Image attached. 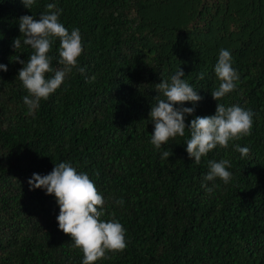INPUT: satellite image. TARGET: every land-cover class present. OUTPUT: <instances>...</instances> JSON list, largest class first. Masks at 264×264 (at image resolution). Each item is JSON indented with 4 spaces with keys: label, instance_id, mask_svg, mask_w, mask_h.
Here are the masks:
<instances>
[{
    "label": "trees",
    "instance_id": "trees-1",
    "mask_svg": "<svg viewBox=\"0 0 264 264\" xmlns=\"http://www.w3.org/2000/svg\"><path fill=\"white\" fill-rule=\"evenodd\" d=\"M50 2L65 27L80 29L85 72L73 68L30 112L14 60L27 62L32 49L12 42L23 41L19 17L38 18ZM59 46L57 39L49 52L55 70L64 67ZM221 48L231 51L239 80L216 101ZM0 63V264H82L58 228L54 196L27 183L63 161L103 194L101 219L126 229L127 246L94 264H264V0H36L30 8L0 0ZM178 67L202 97L186 125L217 103L254 113L250 135L217 145L199 164L185 150L187 128L159 150L150 143L155 84ZM236 144L249 148L246 157ZM220 159L231 161L232 179L217 178L207 193L208 161Z\"/></svg>",
    "mask_w": 264,
    "mask_h": 264
},
{
    "label": "clouds",
    "instance_id": "clouds-1",
    "mask_svg": "<svg viewBox=\"0 0 264 264\" xmlns=\"http://www.w3.org/2000/svg\"><path fill=\"white\" fill-rule=\"evenodd\" d=\"M22 3L30 8L36 0H22ZM45 7L48 11L39 13L38 18L33 14L19 17L18 28L23 34V41L18 36L12 42L14 50L21 48L22 44L32 49L27 62L19 55L14 60L22 65L17 76L27 90L28 94L23 97V102L30 112L39 107L42 99L46 100L55 92L73 68L80 73L85 72L78 59L85 47L80 29L74 27L69 30L65 27L59 19L63 10L55 3H47ZM57 39L60 45L59 62L64 65L59 70L52 67L53 56L49 55ZM0 71H7V65L0 63ZM214 72L221 81L211 93L217 101L233 91L239 80L229 49L219 50ZM46 73L54 74L48 77ZM203 75L200 74L201 78ZM184 77L183 69L178 67L170 79H161L155 84L157 99L148 114L153 125L150 143L159 150L170 138L184 136L187 128L190 138L185 143V150L192 161L199 164L201 157L206 156L217 145L227 147L229 141L250 135L254 113L239 105L217 103L213 114L194 116L186 125V117L195 112L202 97ZM184 102H189L191 106H185ZM234 147L241 158L249 153L247 146L236 144ZM169 156L168 151L161 153L162 158ZM208 167L204 179L213 184H201L207 193L213 191L217 178L224 184L231 181L233 173L229 159L209 160ZM27 183L31 190L39 188L45 194L54 196L59 207L56 216L58 228L68 234L73 246L83 253L82 264H94L105 256L106 251L123 250L127 246L126 229L122 223L115 218L101 219L105 198L86 172L77 171L70 162L63 161L54 164L47 174L32 173ZM117 203L122 204L123 200H118Z\"/></svg>",
    "mask_w": 264,
    "mask_h": 264
}]
</instances>
